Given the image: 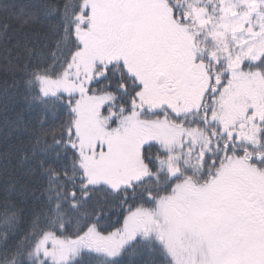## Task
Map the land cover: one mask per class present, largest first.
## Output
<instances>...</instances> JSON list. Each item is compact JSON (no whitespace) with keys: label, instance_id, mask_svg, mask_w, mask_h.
I'll return each instance as SVG.
<instances>
[{"label":"snow or ice","instance_id":"snow-or-ice-1","mask_svg":"<svg viewBox=\"0 0 264 264\" xmlns=\"http://www.w3.org/2000/svg\"><path fill=\"white\" fill-rule=\"evenodd\" d=\"M17 35L0 264H264V0H0Z\"/></svg>","mask_w":264,"mask_h":264},{"label":"trees","instance_id":"trees-1","mask_svg":"<svg viewBox=\"0 0 264 264\" xmlns=\"http://www.w3.org/2000/svg\"><path fill=\"white\" fill-rule=\"evenodd\" d=\"M17 41L18 47L8 56L4 53L3 42L0 41V96H2L5 88H8L11 91L14 82L19 81L18 66L24 61L26 56L25 37L17 35L14 37L13 43H16ZM28 46H31V44L29 43ZM8 47H12V45H8ZM58 122V120L50 118L45 127H54ZM0 150H2V145H0ZM87 259L88 258L85 257L86 264Z\"/></svg>","mask_w":264,"mask_h":264}]
</instances>
